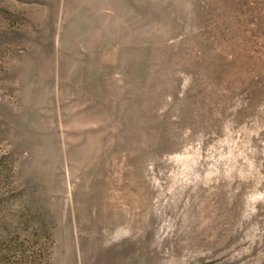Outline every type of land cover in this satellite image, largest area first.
Wrapping results in <instances>:
<instances>
[{
    "label": "rangeland",
    "instance_id": "1",
    "mask_svg": "<svg viewBox=\"0 0 264 264\" xmlns=\"http://www.w3.org/2000/svg\"><path fill=\"white\" fill-rule=\"evenodd\" d=\"M0 264H264V0H0Z\"/></svg>",
    "mask_w": 264,
    "mask_h": 264
}]
</instances>
